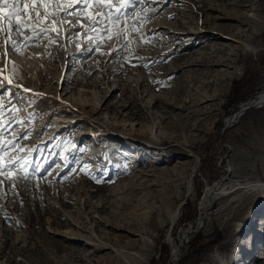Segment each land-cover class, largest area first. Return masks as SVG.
<instances>
[{
  "label": "rangeland",
  "instance_id": "1",
  "mask_svg": "<svg viewBox=\"0 0 264 264\" xmlns=\"http://www.w3.org/2000/svg\"><path fill=\"white\" fill-rule=\"evenodd\" d=\"M35 7L22 54L0 31V264H264V191L200 223L208 187L264 182V0Z\"/></svg>",
  "mask_w": 264,
  "mask_h": 264
},
{
  "label": "snow or ice",
  "instance_id": "2",
  "mask_svg": "<svg viewBox=\"0 0 264 264\" xmlns=\"http://www.w3.org/2000/svg\"><path fill=\"white\" fill-rule=\"evenodd\" d=\"M8 2H9V0H0V3H2L4 5H7ZM81 2L84 4L85 8L88 7V0H81ZM31 3H32L33 7H32L30 12H29V4L25 3L23 5V9L29 17V23L27 25H21L20 16H19V13H20L19 4H17V6L14 7L13 9H11L10 11H8L6 8H0V13H4L7 16V20L3 21V26H0V31H3L4 28H7V33L5 35L6 45L8 47H10L13 51L21 52V54H22L21 49H22V47H26V44H22L21 42H17L15 40H12L13 31L19 30L21 35H27L29 29L33 33H37V34L38 33H44L45 35H47V33L49 31V29L39 27V25L42 22V18H41L40 12L35 7L36 0H31ZM44 7L47 8V5L45 4ZM72 12H75L74 8L72 9ZM68 14H70V13H68ZM48 16H49V13L46 11L43 19L44 20L48 19ZM97 16H98V19L96 20V23L101 25L102 30L104 32H107L108 26L104 23V21L106 19H108L107 8H105V10L103 12H98ZM32 17L35 18V23H32ZM13 24L16 25L15 29L13 28ZM136 30L138 31V29H136ZM38 39H39V35H37V40ZM4 55H5V57H7V48L5 50ZM7 83L11 84L12 80L7 79ZM25 91H29V90L25 89ZM0 107H3V106L0 105ZM13 110L15 111L16 109L14 108ZM5 131L14 132V129H8L7 127H0V136H2ZM8 144H14V141L13 142H7L6 144H0V152H2L4 150V148L8 146ZM10 162L15 163V158L10 157ZM4 173H5V168L3 166H0V175H3ZM13 187H15V185H13Z\"/></svg>",
  "mask_w": 264,
  "mask_h": 264
},
{
  "label": "bare ground",
  "instance_id": "3",
  "mask_svg": "<svg viewBox=\"0 0 264 264\" xmlns=\"http://www.w3.org/2000/svg\"><path fill=\"white\" fill-rule=\"evenodd\" d=\"M16 69L17 68H15V70ZM0 77L1 78H5V79H11L13 81V75H12L11 71H9L8 69L4 70V71H2L0 69ZM262 105H264V95L257 96V98H255L254 100L249 101L248 103H245L242 106V109H244L243 111H245V110L250 109L251 107L262 106ZM240 115L241 114L238 113L237 116H234L231 119L227 120L225 122L226 125L230 126L231 124H234ZM226 171H227V174H228L229 173V169H226ZM262 191H264V182L237 184V185H233V186H231L229 184L228 179L217 182L216 184L208 187V189H207V191H206V193H205V195L203 197V202L201 204V206H202V208H201L202 218H201V222L200 223L202 224L204 222V215L206 214V212L209 210V208L212 206V204L217 199L219 200L221 198L230 196L229 197L230 200H232V202L235 204V203L238 202L239 194H242V193H252L253 194V193H258V192H262ZM259 206L261 208V207H263V204H260ZM178 211H179V208L177 209V212ZM177 212L173 216H176ZM187 233H188V231H187Z\"/></svg>",
  "mask_w": 264,
  "mask_h": 264
},
{
  "label": "trees",
  "instance_id": "4",
  "mask_svg": "<svg viewBox=\"0 0 264 264\" xmlns=\"http://www.w3.org/2000/svg\"><path fill=\"white\" fill-rule=\"evenodd\" d=\"M116 164H118V163H116ZM118 165H120V164H118Z\"/></svg>",
  "mask_w": 264,
  "mask_h": 264
}]
</instances>
